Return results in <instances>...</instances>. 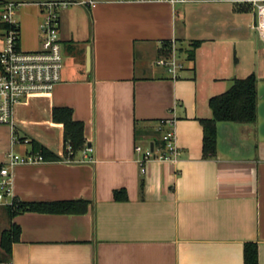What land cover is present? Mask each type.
Here are the masks:
<instances>
[{
    "label": "crops",
    "instance_id": "1",
    "mask_svg": "<svg viewBox=\"0 0 264 264\" xmlns=\"http://www.w3.org/2000/svg\"><path fill=\"white\" fill-rule=\"evenodd\" d=\"M12 1L21 3V48L41 49L38 3L49 0ZM64 1L62 79L17 107L16 134L63 156L64 124L53 111L69 107L84 122L93 161L82 151L17 165L14 192L21 202L83 199L89 207L9 217L21 229L13 264H245L247 242L264 264V42L253 0ZM194 41L201 43L190 60ZM168 43L183 64L177 77L157 62ZM251 74L256 121L218 122L217 155L205 159L200 118L213 116L210 98ZM169 121L177 159L142 165L137 146L163 148L160 127ZM13 135L0 125V163ZM122 189L126 197L116 199Z\"/></svg>",
    "mask_w": 264,
    "mask_h": 264
},
{
    "label": "built area",
    "instance_id": "2",
    "mask_svg": "<svg viewBox=\"0 0 264 264\" xmlns=\"http://www.w3.org/2000/svg\"><path fill=\"white\" fill-rule=\"evenodd\" d=\"M147 1V0H143ZM171 3L186 0H166ZM256 6L258 21L255 29L264 42V0H253ZM42 9V48L24 50L20 46V24L17 19L20 2L0 0V20L6 28H0V125H8L13 132L12 148L6 154V160L0 168V208L16 209L19 199L14 192V169L24 163L44 161L42 154L30 150L26 153L17 152L13 146L19 143L29 144V138H21L16 134V109L31 96L51 93L62 79L64 67L63 47L59 34V12L67 7L68 1L49 0L38 3ZM159 65L166 66L173 77L179 75L183 64L175 49L169 58H161ZM170 122V121H169ZM166 130H162L163 148L137 150L143 153L140 162L145 165L152 158L175 160L180 154L176 143V133L172 122ZM94 152L92 145H86L83 161L92 160L89 155ZM93 161V160H92ZM145 171V167L142 168ZM0 264H13L11 258L2 257Z\"/></svg>",
    "mask_w": 264,
    "mask_h": 264
},
{
    "label": "trees",
    "instance_id": "3",
    "mask_svg": "<svg viewBox=\"0 0 264 264\" xmlns=\"http://www.w3.org/2000/svg\"><path fill=\"white\" fill-rule=\"evenodd\" d=\"M8 25L0 20V28ZM201 41H194L188 51V58L195 59L196 49ZM166 58L172 54L171 44L166 45ZM213 116L200 118L203 125V157L205 159L215 157L218 151V122L230 121L240 123H252L257 119L258 91L257 77L251 74L244 78H236L233 85L227 91L214 95L209 100ZM53 120L64 124L65 151L61 156L36 139H31L30 144L34 152L40 153L46 160H61L66 156L72 160L84 150L87 145L85 137V125L83 121L74 119L73 110L69 107H56L53 111ZM2 163H0V168ZM125 190H116L115 198H125ZM89 202L80 200H62L54 202H18L16 209H8L9 217L24 211H38L49 213H84L88 210ZM20 226L11 223L1 231L0 254L10 258L14 242L19 240ZM245 264H258V245L254 242L245 244Z\"/></svg>",
    "mask_w": 264,
    "mask_h": 264
},
{
    "label": "rangeland",
    "instance_id": "4",
    "mask_svg": "<svg viewBox=\"0 0 264 264\" xmlns=\"http://www.w3.org/2000/svg\"><path fill=\"white\" fill-rule=\"evenodd\" d=\"M24 146H17L15 150L20 153L22 151ZM9 223V213L8 209L6 208H0V235L3 228H6ZM1 252V251H0Z\"/></svg>",
    "mask_w": 264,
    "mask_h": 264
},
{
    "label": "water",
    "instance_id": "5",
    "mask_svg": "<svg viewBox=\"0 0 264 264\" xmlns=\"http://www.w3.org/2000/svg\"><path fill=\"white\" fill-rule=\"evenodd\" d=\"M90 63H91V57H90V54H88V65L89 66H90ZM88 145H90V143Z\"/></svg>",
    "mask_w": 264,
    "mask_h": 264
}]
</instances>
